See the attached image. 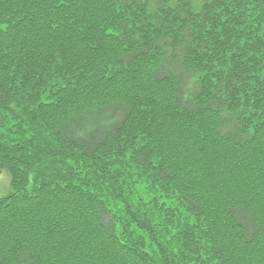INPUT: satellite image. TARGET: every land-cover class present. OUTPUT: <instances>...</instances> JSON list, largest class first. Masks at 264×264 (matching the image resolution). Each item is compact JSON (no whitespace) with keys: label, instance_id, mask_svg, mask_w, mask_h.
Returning a JSON list of instances; mask_svg holds the SVG:
<instances>
[{"label":"trees","instance_id":"trees-1","mask_svg":"<svg viewBox=\"0 0 264 264\" xmlns=\"http://www.w3.org/2000/svg\"><path fill=\"white\" fill-rule=\"evenodd\" d=\"M0 264H264V0H0Z\"/></svg>","mask_w":264,"mask_h":264},{"label":"rangeland","instance_id":"rangeland-1","mask_svg":"<svg viewBox=\"0 0 264 264\" xmlns=\"http://www.w3.org/2000/svg\"><path fill=\"white\" fill-rule=\"evenodd\" d=\"M12 189L10 173L2 170L0 173V196L7 194Z\"/></svg>","mask_w":264,"mask_h":264}]
</instances>
